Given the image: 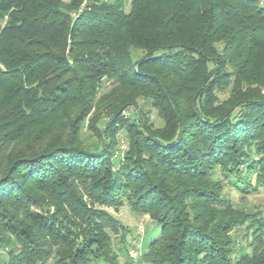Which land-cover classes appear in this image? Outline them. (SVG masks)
Masks as SVG:
<instances>
[{
	"label": "trees",
	"instance_id": "trees-1",
	"mask_svg": "<svg viewBox=\"0 0 264 264\" xmlns=\"http://www.w3.org/2000/svg\"><path fill=\"white\" fill-rule=\"evenodd\" d=\"M230 178L264 190V0H0V264H130L124 205L139 263L264 264Z\"/></svg>",
	"mask_w": 264,
	"mask_h": 264
},
{
	"label": "rangeland",
	"instance_id": "rangeland-1",
	"mask_svg": "<svg viewBox=\"0 0 264 264\" xmlns=\"http://www.w3.org/2000/svg\"><path fill=\"white\" fill-rule=\"evenodd\" d=\"M103 2H112L113 0H101ZM130 0H124V10L129 11ZM143 53L140 51H134L132 53L133 61H137L142 57ZM131 112V110H130ZM152 120L155 121L157 126L160 125V120L156 119L155 114H152ZM83 141L85 145H91L92 143H97V135L90 132H85ZM243 175V174H242ZM243 178V177H242ZM225 181V180H224ZM243 179L230 178L224 183V193L226 197L230 200L232 205L239 209H245L251 213H260L261 217L264 219V190L252 191L245 184ZM86 199V197H85ZM88 200V199H87ZM89 203V202H88ZM96 207H98L96 205ZM109 214H111L124 228L125 234L122 232L118 236H112L114 249L118 251V256L121 263L130 264H144L137 261L139 256V251L134 259L130 261L127 258L123 248H121L120 240L124 239V246H128V250H138V247L132 248L133 243L138 244L143 242L145 244L149 243L151 240L155 239L160 232L159 227L149 219L146 215H135L133 214L129 207L124 205L119 208H103ZM140 230H143V236L139 234ZM244 229L239 228L237 242L239 246H243L246 250V242L243 239ZM123 236V238H121ZM137 240V241H136ZM264 241V240H263ZM137 245V246H138ZM129 255V253H128ZM5 254L0 250V261L5 259Z\"/></svg>",
	"mask_w": 264,
	"mask_h": 264
},
{
	"label": "built area",
	"instance_id": "built-area-1",
	"mask_svg": "<svg viewBox=\"0 0 264 264\" xmlns=\"http://www.w3.org/2000/svg\"><path fill=\"white\" fill-rule=\"evenodd\" d=\"M122 148H124V146H122ZM140 233H143V230H140ZM129 255H130V257L135 258L137 254H136L135 250H131L129 252Z\"/></svg>",
	"mask_w": 264,
	"mask_h": 264
}]
</instances>
